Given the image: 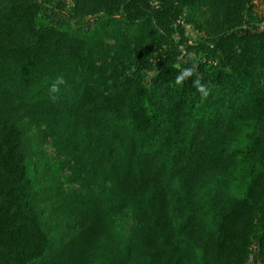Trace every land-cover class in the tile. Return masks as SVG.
<instances>
[{
    "label": "trees",
    "instance_id": "16d2710c",
    "mask_svg": "<svg viewBox=\"0 0 264 264\" xmlns=\"http://www.w3.org/2000/svg\"><path fill=\"white\" fill-rule=\"evenodd\" d=\"M257 1L0 0V264H264Z\"/></svg>",
    "mask_w": 264,
    "mask_h": 264
},
{
    "label": "clouds",
    "instance_id": "9594fccd",
    "mask_svg": "<svg viewBox=\"0 0 264 264\" xmlns=\"http://www.w3.org/2000/svg\"><path fill=\"white\" fill-rule=\"evenodd\" d=\"M194 73H195L194 68L184 69L181 75L177 77L176 83L178 84L182 83L185 79L191 77ZM66 84H67V81L63 75L56 77L54 83L49 89V99L51 100L52 103H57L61 100L62 98L60 95L61 85H66ZM194 85L197 87L202 97L206 98L210 94L211 87L208 85L202 84L199 78H197L194 81Z\"/></svg>",
    "mask_w": 264,
    "mask_h": 264
},
{
    "label": "rangeland",
    "instance_id": "374dc122",
    "mask_svg": "<svg viewBox=\"0 0 264 264\" xmlns=\"http://www.w3.org/2000/svg\"><path fill=\"white\" fill-rule=\"evenodd\" d=\"M257 3L260 4V1H257ZM258 10H264V4H260V6H258ZM186 35L193 40L200 39L202 37V33L195 30L191 25H186ZM44 149L48 155H51L53 152L51 146H46ZM123 221L125 223H128L129 218L125 216ZM249 264H253V260H251ZM257 264H263V263H257Z\"/></svg>",
    "mask_w": 264,
    "mask_h": 264
}]
</instances>
